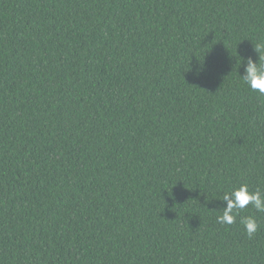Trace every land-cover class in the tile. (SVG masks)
<instances>
[{"label": "trees", "instance_id": "16d2710c", "mask_svg": "<svg viewBox=\"0 0 264 264\" xmlns=\"http://www.w3.org/2000/svg\"><path fill=\"white\" fill-rule=\"evenodd\" d=\"M258 40L264 0H0V264H264L217 222L264 190Z\"/></svg>", "mask_w": 264, "mask_h": 264}, {"label": "clouds", "instance_id": "9594fccd", "mask_svg": "<svg viewBox=\"0 0 264 264\" xmlns=\"http://www.w3.org/2000/svg\"><path fill=\"white\" fill-rule=\"evenodd\" d=\"M253 50L258 59L254 60L251 56H238L239 65L237 67H243L240 79L248 89L259 96H264V40H258ZM221 201L225 206L217 217V222L220 224H235L237 217L249 205L255 212L264 213V190L257 188L255 191H250L247 183L224 191ZM239 223L245 235L252 239L259 228L255 217L253 215L240 216Z\"/></svg>", "mask_w": 264, "mask_h": 264}]
</instances>
